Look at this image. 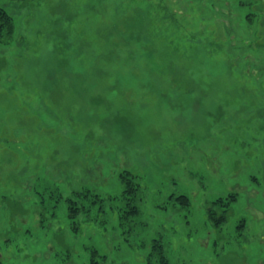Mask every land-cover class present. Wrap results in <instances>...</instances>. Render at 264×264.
Here are the masks:
<instances>
[{
    "label": "rangeland",
    "instance_id": "obj_1",
    "mask_svg": "<svg viewBox=\"0 0 264 264\" xmlns=\"http://www.w3.org/2000/svg\"><path fill=\"white\" fill-rule=\"evenodd\" d=\"M0 7L1 263L264 264V0Z\"/></svg>",
    "mask_w": 264,
    "mask_h": 264
},
{
    "label": "trees",
    "instance_id": "obj_2",
    "mask_svg": "<svg viewBox=\"0 0 264 264\" xmlns=\"http://www.w3.org/2000/svg\"><path fill=\"white\" fill-rule=\"evenodd\" d=\"M15 25L12 16L2 7H0V42H8L14 34ZM121 181L124 185L123 198L127 201V209L125 211V217L134 216L140 213V209L136 204L137 194L140 190V184L135 180V176L129 172L124 171L120 174ZM81 192L78 193V196H81ZM84 197H88V191L84 192ZM100 202L103 201L99 195L95 194ZM176 201L182 206H189L191 204L190 198L186 195H179L176 198ZM237 200V194H230L226 198H219L212 203L208 209V215L210 220L214 223L215 226H221L222 224L228 221V215L231 210L232 204ZM70 205V216L74 218L79 214L84 206H78V203L74 200L69 201ZM93 255H98V251L94 250ZM157 260L161 264H168V258L165 253V246L161 239L154 240L150 252L149 263L152 264L153 261ZM93 264H97L95 260L92 261ZM0 264H3L0 262Z\"/></svg>",
    "mask_w": 264,
    "mask_h": 264
}]
</instances>
